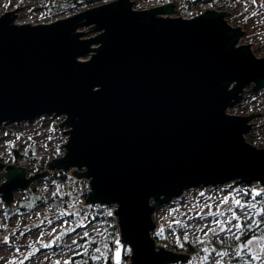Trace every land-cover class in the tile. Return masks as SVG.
I'll use <instances>...</instances> for the list:
<instances>
[{"label":"water","instance_id":"95a60500","mask_svg":"<svg viewBox=\"0 0 264 264\" xmlns=\"http://www.w3.org/2000/svg\"><path fill=\"white\" fill-rule=\"evenodd\" d=\"M134 3L115 0L35 26L16 24L19 10L3 15L0 129L65 117L66 153L49 170L91 179L85 205L118 207L131 264L188 263V255L157 247L154 212L191 189L264 188V149L245 138L261 114L228 113L247 88L264 89V58L238 47L244 32L228 24L229 13L186 20L172 16L174 4L135 11ZM88 28L97 36L85 39L80 30ZM0 170L7 208L50 175L28 178L1 162Z\"/></svg>","mask_w":264,"mask_h":264},{"label":"rangeland","instance_id":"374dc122","mask_svg":"<svg viewBox=\"0 0 264 264\" xmlns=\"http://www.w3.org/2000/svg\"><path fill=\"white\" fill-rule=\"evenodd\" d=\"M172 1L174 5L179 4V12L172 15L173 17H183L185 13L199 8L189 7L188 2L195 0ZM60 2L61 0H0V18L19 10L15 12V16H18L16 24L34 25L35 22L59 21L70 17L64 13ZM200 8H212L229 13L226 18L228 24L234 28L241 27L244 32L238 47L251 45L252 53L259 59L264 58V0H216L212 6L204 4ZM90 30L89 28L80 30L85 33V39L97 36V33ZM81 60L90 59L86 57ZM252 87L246 89L249 93H245L243 100L230 108L228 113L239 117L261 114L252 121V130L245 135L248 143L261 150L264 149V89L253 94L250 92ZM65 121V117L45 116L31 124H24L21 131L14 128L0 133V136L6 139V144L11 145L5 153H0V162L12 166L13 156L10 152L17 148L25 155L21 167L27 170L28 178L49 172L50 162L57 159L60 154L63 153L64 156L66 153L63 146L68 142V135L63 132H67L69 127L60 128ZM3 138L0 137V141H3ZM6 144L4 141L0 142V149ZM75 170L79 173L84 171ZM3 172L0 170V177ZM42 180L34 183L29 190L15 194V205H28L31 208L29 214H17L14 219L9 218L6 213V209L9 208L0 195V264H78L76 257L86 249L80 243V239L85 237V232L91 239H95L100 250L105 252L111 241L110 233L97 225L93 227L68 222L64 218L65 215L74 211L66 206L59 184L55 181ZM4 183L5 180L0 178V186ZM236 183L238 182L219 187L191 189L170 204L157 208L153 215L156 229L152 234L157 247L181 255L186 254L185 248L188 244L209 249L203 257L196 256L195 262L192 261L194 258H190L191 264H264V211H261L264 201L251 202L241 193L242 191L237 192V189L244 191L246 188ZM79 185L84 187L87 183L82 181ZM252 186L261 190L258 183ZM29 192L46 205L36 207L28 195ZM233 195L242 204H254L255 208L247 206L239 208L233 203ZM55 196H60V199ZM225 197L228 203H224ZM229 208L240 217L239 221L230 219L232 213ZM209 212H220L223 215L212 216ZM248 220L263 229L260 230V236L252 239L251 245L241 248L234 238L240 231L234 225L237 223L242 225ZM216 221L223 223L225 231H220ZM210 229H216L217 234L213 235ZM118 248L119 264H122V256L124 254L127 257L131 256V251L121 241ZM223 252H227L228 255L217 254ZM254 256L259 259H254ZM205 257L207 259H204Z\"/></svg>","mask_w":264,"mask_h":264},{"label":"trees","instance_id":"16d2710c","mask_svg":"<svg viewBox=\"0 0 264 264\" xmlns=\"http://www.w3.org/2000/svg\"><path fill=\"white\" fill-rule=\"evenodd\" d=\"M113 0H61V4L60 6H63V10L65 14L67 15H75L78 14L82 11L91 9V8H95L97 6L103 5V4H107L112 2ZM209 0H195V1H190L188 2L189 7L193 8V7H201L204 4H207ZM61 9V10H62ZM13 155L16 161H20V160H25V155L22 154L19 149L15 148L13 151ZM63 156V153L60 154L61 157ZM56 157V158H58ZM77 182L82 181V179H77L75 178L72 174H70L69 176H61V175H55L54 177H47L45 179L42 180L45 182H57L60 186V189L62 191L63 196H65V192L62 189L60 183L62 182V180H66V179H73ZM246 189L244 191H242L241 193L243 195H245V197L249 198L251 202H263L264 201V188L261 187V190L259 191L258 188H255L254 186L252 187H248L246 185H243ZM247 190V192H246ZM256 192H260V195H256ZM29 197L33 200L34 205L36 207H40V206H44L46 205L40 198H38L37 196L32 195L31 192L28 193ZM56 198L60 199V196H55ZM53 201V200H52ZM54 203V201H53ZM65 207V206H64ZM30 207L28 205H24V204H16L15 208H9L6 209V213L7 216L11 219H14L15 216H17V214L20 215H26L30 213ZM263 209H264V204H263ZM67 212V211H65ZM66 220H68V222L71 223H76L74 221V212L70 213L68 215H65L64 217ZM112 222H113V218H111V216L109 218L106 219H100V218H94L93 220H90L88 226H101L102 229H104L106 232H109L111 235V241L108 244V249L105 250V252H102L100 250L99 244L95 239H91L90 236H85L83 237V239H80V243L81 245L86 249L81 252V254H79L76 257V261L78 262V264H116L115 262V253L116 251L119 250V243L117 244L116 241H118L117 239L113 238L114 237V230L115 228L112 227ZM78 224V223H76ZM242 231L239 232V239H237V243L239 246H241L242 244H246L248 240H252L255 237H258L261 235L260 230L264 228H260V226H256L252 224L251 220H248L247 222H243L242 223ZM63 239V238H62ZM114 239V242H113ZM118 248V249H117ZM97 249H99V251H97ZM117 249V250H116ZM126 249L123 251L125 252ZM185 253L190 257V258H194L192 261L195 262L197 257H203V255H206L204 248L202 247H194L191 244L186 245L185 248ZM185 254V255H186ZM197 256V257H196ZM128 257L124 254L122 256V261L127 259ZM189 258V259H190ZM191 259L188 261V263H179V264H191Z\"/></svg>","mask_w":264,"mask_h":264},{"label":"built area","instance_id":"2783aa9c","mask_svg":"<svg viewBox=\"0 0 264 264\" xmlns=\"http://www.w3.org/2000/svg\"><path fill=\"white\" fill-rule=\"evenodd\" d=\"M115 1V0H113ZM112 1V2H113ZM216 0H209L208 3L206 5L212 6V4L215 2ZM131 2L133 3V1L131 0ZM168 4H173L172 0H139V1H135V3L133 4V9L135 11H148L151 9H155L164 5H168ZM175 11L178 13L179 12V4L176 3L175 5ZM204 7V6H203ZM208 10H212V8H197L195 11H189L187 13H185V16H183L182 18L186 19V20H191L197 16H200L202 13L208 11ZM216 11H221V10H216ZM70 16V15H67ZM56 21V20H55ZM53 20L51 21H47V22H35V25H40V24H51L53 22H55ZM18 25H22V24H18ZM30 25H33L30 23ZM24 124H29V123H17V124H8L5 125L3 128H1L0 133H4L6 131H9V129H17L18 131L21 130V128H23ZM16 131V130H13ZM1 138H3L2 136H0ZM6 140V139H5ZM3 138L4 143L6 144V141ZM0 141V142H3ZM11 146V145H10ZM10 146L6 144V146H4L2 149H0V153L4 152L6 150L10 149ZM13 151L14 149L10 152L11 156H13V161H12V165L15 166H22L24 164V160H20V161H16L13 155ZM2 159H4V157H1ZM10 166V165H9ZM49 167V166H48ZM46 171V170H43ZM85 172V171H83ZM49 174L48 177H54L55 175H61V176H69L72 173H62L59 171H50L49 170ZM80 180V179H79ZM82 181H86L87 185L82 187L79 184ZM82 181L77 182L73 179H64L62 180V182L60 183L62 189L65 192V196L64 200L66 202V206L71 208L74 211V221L80 225H88L90 220H93L94 218H100V219H106L109 218L111 216V218H113V222H112V227L115 228L114 230V237L115 239L119 240V242L121 241V231L119 228V222L116 219L115 216V211L117 210V206L113 205V206H107V205H101V204H87L85 205L89 194L92 192V188H91V184L90 181L91 179H82ZM109 213H111V215H109ZM100 228H102L101 226H99ZM114 242V239H113ZM122 264H131V260H130V256L123 260L121 262Z\"/></svg>","mask_w":264,"mask_h":264},{"label":"snow or ice","instance_id":"6c2138e0","mask_svg":"<svg viewBox=\"0 0 264 264\" xmlns=\"http://www.w3.org/2000/svg\"><path fill=\"white\" fill-rule=\"evenodd\" d=\"M239 191H243V190H242V189H237V192H239ZM260 194H261L260 192H256V195H257V196L260 195ZM224 203H228V199H227V197L224 198ZM233 203H234L236 206H238L239 208H241V209L245 208L246 206H247V207H250V208H255V205H254V204H249V205H244V204H242L241 201H240L239 199H236V198H235V195H233ZM209 207H210V206H209ZM229 211L232 213L230 219H235V220H237V221L240 220V217L236 215L235 211H233L231 208H229ZM261 211H264V209H261ZM109 215H111V213H109ZM209 215H212V216H219V215H223V213H220V212H209ZM245 215L247 216V213H245ZM248 218L250 219V217H248ZM216 223L218 224L220 231H225V228H224L222 222H220V221H216ZM234 227H236L238 231H242V227H243V226H242L241 224L237 223L236 225H234ZM229 230H230V229H229ZM199 231H203V229H199ZM210 231L213 233V235H216V234H217L216 229H210ZM84 235L87 236L88 233L85 232ZM234 238H235V239H239L240 237H239V235H235ZM187 239H188V238H187V236H186V237H185V240H187ZM116 243L118 244L119 241H116ZM252 243H253L252 240H248L246 244H242V245H241V248H247V247H248L249 245H251ZM48 246H49V245H44V247H48ZM97 251H99V249H97ZM204 251H205V252H208L209 249H208V248H205ZM217 254L220 255V256H227V255H228L227 252L217 253ZM116 256H117V264H119V256H120V252H119V251H117ZM253 258H254V259H259V257H255V256H254ZM204 259H207V257H205Z\"/></svg>","mask_w":264,"mask_h":264},{"label":"bare ground","instance_id":"6f19581e","mask_svg":"<svg viewBox=\"0 0 264 264\" xmlns=\"http://www.w3.org/2000/svg\"><path fill=\"white\" fill-rule=\"evenodd\" d=\"M22 129H23V128H21V130H22ZM21 130H20V131H21Z\"/></svg>","mask_w":264,"mask_h":264}]
</instances>
